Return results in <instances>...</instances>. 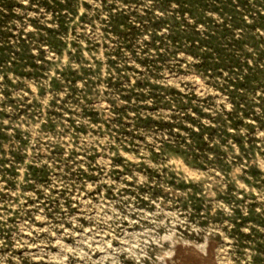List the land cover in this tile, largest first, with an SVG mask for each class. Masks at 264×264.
I'll return each instance as SVG.
<instances>
[{"label":"rangeland","instance_id":"obj_1","mask_svg":"<svg viewBox=\"0 0 264 264\" xmlns=\"http://www.w3.org/2000/svg\"><path fill=\"white\" fill-rule=\"evenodd\" d=\"M0 264H264V0H0Z\"/></svg>","mask_w":264,"mask_h":264}]
</instances>
